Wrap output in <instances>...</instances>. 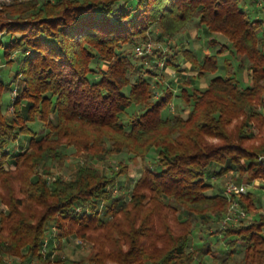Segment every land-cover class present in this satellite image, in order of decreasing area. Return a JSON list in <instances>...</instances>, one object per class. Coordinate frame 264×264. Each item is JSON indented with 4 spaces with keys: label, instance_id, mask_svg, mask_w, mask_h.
<instances>
[{
    "label": "trees",
    "instance_id": "1",
    "mask_svg": "<svg viewBox=\"0 0 264 264\" xmlns=\"http://www.w3.org/2000/svg\"><path fill=\"white\" fill-rule=\"evenodd\" d=\"M246 1L23 0L0 9V65L12 67L0 75V204L7 205L0 211V264H8L5 254L22 264L32 258L44 264H106L107 258L203 264L202 251L193 246L200 231L225 239L218 252L206 243L214 261L225 253L218 264H264V213L224 223L235 201L248 213L256 210V192L229 195L213 183L229 171L249 181L264 178L258 159L264 144L250 142L264 133V18L252 17ZM195 17L248 59L250 84L242 86L229 72L201 88L188 76L178 94L189 106L187 115H165L173 88L155 98V72L147 67L149 74L140 73L130 48L122 46L147 39L154 26L167 40ZM180 55L198 68V77L217 67L215 53L199 58L190 48L168 62L180 68ZM16 87L12 110L4 111V92ZM133 105L142 109L128 114ZM34 121L49 130L39 135ZM26 135L25 149L13 152L12 144ZM69 147L83 160L69 177L50 181L45 163L65 165ZM153 149L158 159L148 163ZM123 151L144 161L128 191L120 177H129L130 159L109 171L96 165ZM50 225L58 232L52 230L54 247L44 253ZM71 235L95 242L88 262L53 260L56 244L60 248Z\"/></svg>",
    "mask_w": 264,
    "mask_h": 264
},
{
    "label": "rangeland",
    "instance_id": "2",
    "mask_svg": "<svg viewBox=\"0 0 264 264\" xmlns=\"http://www.w3.org/2000/svg\"><path fill=\"white\" fill-rule=\"evenodd\" d=\"M15 1H23V0H0V9H2L5 5H8ZM56 1V0H51ZM246 8L249 12V14L252 17H261L264 18V0H247L246 1ZM5 13L3 12L2 16H4ZM159 28L158 26H154L149 31V36L147 39L140 40L137 44L128 43L123 45V48H130L132 58L136 60L138 64H140L141 70L139 71L143 75L149 74L147 71V67L153 69L155 72L153 77V85H154V92H155V98L166 88L171 87L174 90V95L171 99V102L164 108L163 113L165 115L167 114H177L181 113L184 116L187 115V112L189 110V106L185 105L181 97L178 95L181 90V85L183 82L187 79L188 76L193 78V84L196 86H200L201 88H204L210 79L216 75H227L229 72L234 73L236 77L240 79L242 86H247L250 84V73L248 69V59L245 56H238L230 46V42L228 38L218 32V33H209L207 30L200 26L198 23V18H193L190 22H188L180 31H178L174 36L167 38V40H163V38L158 36ZM217 36L219 39V42L217 44H211L209 41V38L211 36ZM1 36H3L1 34ZM226 46H225V45ZM142 46L144 51L143 53H139V50L137 46ZM224 45V47H223ZM184 48H190L196 56L201 58L205 53H215L217 58V67L215 69L207 70L203 76L198 77V68H195L190 60L185 59L182 55H180V58L178 62L180 63V68L176 67L174 64L168 62L170 58H172L173 53H175L177 50H180V52ZM220 48H222V51H218ZM181 54V53H180ZM17 54H14L16 56ZM99 64H106L104 61L98 60ZM228 62V63H227ZM1 63V62H0ZM96 64V61H95ZM11 66L6 63V65H0V75H7L8 71H10ZM135 72L132 73V78H134ZM126 90H129V86L126 87ZM17 93V87L16 88H10L7 89L4 92L3 95V107L4 111L11 112L12 105L11 100L14 98V96ZM186 106V107H184ZM185 108V109H184ZM142 107H136L135 105L131 106L128 109V114L134 113V111L141 110ZM127 114V115H128ZM125 113H123L124 118H128ZM54 121L56 120V116L52 115ZM236 121V118H235ZM234 124L231 126V128H236V124H238V121L233 122ZM31 126L38 132L39 135H43L46 133L49 128L48 126L38 123L37 121L30 122ZM251 129L254 130L255 133L258 132V128L255 124L251 125ZM29 136H22L20 137L16 142L12 144V150L13 152L22 151L25 149V147L28 145L29 142ZM254 144H264V133L256 137L255 140L250 141ZM68 153V159L67 163L65 165H60L57 162H50L48 161L45 163L46 166H50L52 169V173L47 176L49 180L51 181L55 176L59 174H63L64 177H69L72 174V170L75 168L76 164L83 160L84 155L82 153H75V149L73 147H69L65 149ZM261 155H264V152H260L258 154V159L264 166L263 161L260 159ZM130 154L126 151L115 153L112 158L106 162H96V165L104 168L105 170L109 171V166H116L118 161L120 159L129 161ZM158 159V154L155 149L151 150L149 153V157L147 158L148 163H153L155 160ZM144 161L141 159V157H135L132 160L130 159V168H129V174L128 178L126 179V176L122 175L120 177L121 181L124 182V191L131 190L133 182L131 178L135 179L140 176V172L142 170V165ZM9 166H13L12 161L9 162ZM43 164L42 168L40 169L41 173H45V166ZM53 174V175H52ZM46 175V174H45ZM245 182L249 184V189L251 188L254 190L257 194V202H258V208L251 213H249L248 217L246 219H250L254 213H264V178L257 177L253 179L252 181L247 180L246 176L240 177L238 175V172L236 171H229L225 173L221 177L213 178V183L216 185L217 189L224 190L227 187L228 182ZM260 184H257V183ZM247 189V191L249 190ZM246 191V192H247ZM122 192V191H121ZM232 205L230 206L231 209ZM6 211L7 205L6 204H0V211ZM230 211V210H229ZM50 233L47 235L49 237V243L47 246V250H51L54 245L52 243L51 237L53 236L52 232H58V230L52 225H50ZM215 229V227H212L210 230ZM53 230V231H52ZM198 235H195V241H194V247H197L200 251H202V257H203V264H218L219 261L223 258L225 253L219 254V261H214L213 258L214 255L212 252H207L206 248L208 245L206 243H209L210 248L214 250V252L221 251L222 248L225 247L226 241L225 239H222V235L220 234H214L208 236V232L203 234V232H199ZM202 236L204 237L202 239ZM197 244H196V243ZM196 244V245H195ZM97 251L95 242L92 240H89L85 237L81 236H75L71 235L70 237L66 238L63 242H61L60 248L57 247L54 249L55 257H53V260H56L58 256L62 258H66L68 260H85L89 261L90 257ZM206 256V257H205ZM236 256V262L241 258L242 256V250H238L235 253ZM52 258V257H50ZM5 259L7 260L8 264H22L20 257L14 256V255H8L5 254ZM36 261L35 258H32L31 261ZM39 263V262H38ZM26 264V263H23ZM40 264H44L43 262ZM106 264H119L112 258H107Z\"/></svg>",
    "mask_w": 264,
    "mask_h": 264
},
{
    "label": "built area",
    "instance_id": "3",
    "mask_svg": "<svg viewBox=\"0 0 264 264\" xmlns=\"http://www.w3.org/2000/svg\"><path fill=\"white\" fill-rule=\"evenodd\" d=\"M137 48L139 50V53H143L144 49L142 46L139 45V46H137ZM260 157H261L260 159L264 163V155H261ZM247 189H249V185L247 183L231 181V182H228L227 187L225 188L224 191L226 194H229V195L230 194L239 195V194L245 193L247 191ZM248 215H249V213L245 209L241 208L239 206L238 202L235 201V202H233L232 207L229 211V214L226 216V219L224 220V223L226 224L230 220L237 221L240 218H247ZM48 241H49V238L46 237L45 242L43 244V248H42V252H44V253L46 251H48L47 250V246L49 243ZM29 264H40V263L33 260Z\"/></svg>",
    "mask_w": 264,
    "mask_h": 264
},
{
    "label": "crops",
    "instance_id": "4",
    "mask_svg": "<svg viewBox=\"0 0 264 264\" xmlns=\"http://www.w3.org/2000/svg\"><path fill=\"white\" fill-rule=\"evenodd\" d=\"M257 184H260L259 182ZM249 185V184H248ZM251 189V188H250Z\"/></svg>",
    "mask_w": 264,
    "mask_h": 264
}]
</instances>
